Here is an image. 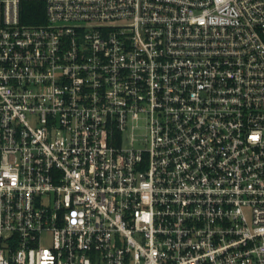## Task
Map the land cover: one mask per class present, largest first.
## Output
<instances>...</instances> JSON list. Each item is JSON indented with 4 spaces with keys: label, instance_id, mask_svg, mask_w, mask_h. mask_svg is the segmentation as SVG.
I'll return each instance as SVG.
<instances>
[{
    "label": "built area",
    "instance_id": "built-area-1",
    "mask_svg": "<svg viewBox=\"0 0 264 264\" xmlns=\"http://www.w3.org/2000/svg\"><path fill=\"white\" fill-rule=\"evenodd\" d=\"M0 264H264V0H0Z\"/></svg>",
    "mask_w": 264,
    "mask_h": 264
},
{
    "label": "trees",
    "instance_id": "trees-1",
    "mask_svg": "<svg viewBox=\"0 0 264 264\" xmlns=\"http://www.w3.org/2000/svg\"><path fill=\"white\" fill-rule=\"evenodd\" d=\"M21 18L24 22L36 23L44 19V6L41 1H22Z\"/></svg>",
    "mask_w": 264,
    "mask_h": 264
},
{
    "label": "rangeland",
    "instance_id": "rangeland-1",
    "mask_svg": "<svg viewBox=\"0 0 264 264\" xmlns=\"http://www.w3.org/2000/svg\"><path fill=\"white\" fill-rule=\"evenodd\" d=\"M138 126L134 129V133L136 135V137L138 138V140L136 141V144L137 145H140L142 146L143 145V137H144V124H145V121L144 119H140L138 122H137Z\"/></svg>",
    "mask_w": 264,
    "mask_h": 264
}]
</instances>
